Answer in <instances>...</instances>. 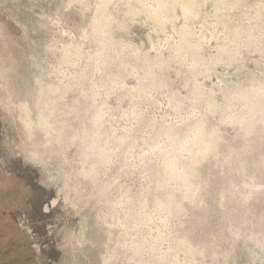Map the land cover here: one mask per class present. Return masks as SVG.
I'll return each instance as SVG.
<instances>
[{"label": "rangeland", "instance_id": "374dc122", "mask_svg": "<svg viewBox=\"0 0 264 264\" xmlns=\"http://www.w3.org/2000/svg\"><path fill=\"white\" fill-rule=\"evenodd\" d=\"M0 264H264V0H0Z\"/></svg>", "mask_w": 264, "mask_h": 264}, {"label": "bare ground", "instance_id": "6f19581e", "mask_svg": "<svg viewBox=\"0 0 264 264\" xmlns=\"http://www.w3.org/2000/svg\"><path fill=\"white\" fill-rule=\"evenodd\" d=\"M27 80V78H25ZM25 84H27V81H25ZM39 96V95H38ZM40 100V99H39ZM21 111L23 110V113L27 115V111L29 109V106L27 104L26 101H24L23 103H21ZM22 114V113H21ZM25 116V115H24ZM28 119V118H27ZM22 120V119H21ZM25 121V120H24ZM24 124V123H23ZM25 126V125H24ZM26 127H27V121H26ZM29 129V128H28ZM27 130V129H26ZM32 130V128H31ZM29 130V131H31ZM26 156L28 159L34 161V162H38L39 160H41V155L38 154L37 150H29L28 152H26ZM104 156V155H103Z\"/></svg>", "mask_w": 264, "mask_h": 264}, {"label": "flooded vegetation", "instance_id": "af4514ba", "mask_svg": "<svg viewBox=\"0 0 264 264\" xmlns=\"http://www.w3.org/2000/svg\"><path fill=\"white\" fill-rule=\"evenodd\" d=\"M56 199H57V196L55 198H53L52 201L45 207V212L46 213L50 212L52 207H56L57 206L58 201L55 202ZM57 200H59V199H57Z\"/></svg>", "mask_w": 264, "mask_h": 264}]
</instances>
